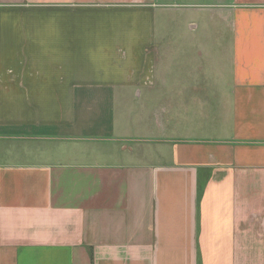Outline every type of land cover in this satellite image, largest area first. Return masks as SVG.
Wrapping results in <instances>:
<instances>
[{
    "label": "crops",
    "instance_id": "1",
    "mask_svg": "<svg viewBox=\"0 0 264 264\" xmlns=\"http://www.w3.org/2000/svg\"><path fill=\"white\" fill-rule=\"evenodd\" d=\"M0 264H264V0H0Z\"/></svg>",
    "mask_w": 264,
    "mask_h": 264
},
{
    "label": "rangeland",
    "instance_id": "2",
    "mask_svg": "<svg viewBox=\"0 0 264 264\" xmlns=\"http://www.w3.org/2000/svg\"><path fill=\"white\" fill-rule=\"evenodd\" d=\"M199 43H200V41H199Z\"/></svg>",
    "mask_w": 264,
    "mask_h": 264
}]
</instances>
